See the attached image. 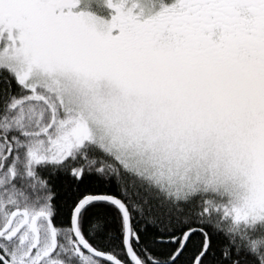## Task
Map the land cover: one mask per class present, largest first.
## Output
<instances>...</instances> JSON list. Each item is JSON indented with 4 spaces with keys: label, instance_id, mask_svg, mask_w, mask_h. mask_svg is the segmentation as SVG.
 Returning a JSON list of instances; mask_svg holds the SVG:
<instances>
[{
    "label": "snow or ice",
    "instance_id": "obj_1",
    "mask_svg": "<svg viewBox=\"0 0 264 264\" xmlns=\"http://www.w3.org/2000/svg\"><path fill=\"white\" fill-rule=\"evenodd\" d=\"M0 264H264V0H0Z\"/></svg>",
    "mask_w": 264,
    "mask_h": 264
}]
</instances>
